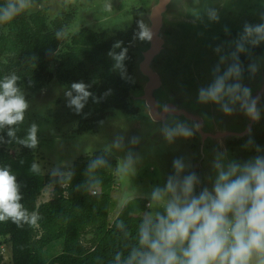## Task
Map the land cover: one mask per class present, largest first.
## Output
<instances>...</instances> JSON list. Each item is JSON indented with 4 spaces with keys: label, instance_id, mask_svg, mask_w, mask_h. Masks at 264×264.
<instances>
[{
    "label": "clouds",
    "instance_id": "clouds-1",
    "mask_svg": "<svg viewBox=\"0 0 264 264\" xmlns=\"http://www.w3.org/2000/svg\"><path fill=\"white\" fill-rule=\"evenodd\" d=\"M226 2L212 0L201 6L193 0V6L199 10L187 13L193 17V22L219 23L221 12L215 5ZM30 6L31 0H6L0 4V24L11 22ZM111 10L109 0L103 11ZM261 20L264 21V15ZM137 29L134 40H154L152 25L139 20ZM224 31L230 32L227 27ZM56 36L60 39L62 33L57 32ZM261 44H264V22L245 23L227 50L223 44L216 45L213 51L218 62L211 69L210 82L198 89L197 102L214 104L226 116L239 111L253 123L264 119L260 97L253 96L252 89L243 82L245 66L240 59L241 54H250L251 48ZM128 51L124 42L117 40L107 55L113 61L112 71L118 72L121 79L131 81L125 63ZM262 66L264 58H257L247 65V72L254 77ZM18 80L16 74L0 77V132L6 130L10 141L35 150L39 145L38 124L32 123L23 137L17 136L30 106ZM63 95L67 107L79 115L90 98L100 103L111 95V89L98 97L91 91L90 84L79 81L65 86ZM158 109H153L148 118L160 124L158 131L167 145H174L177 140H191L201 133L202 122L189 123L181 119L177 110L167 104ZM247 135L243 147L254 155L237 159L220 141L212 150L209 171L204 175L195 171L185 157L173 159L171 174L163 183L151 185L144 194L146 211L141 215L135 234L124 221L116 223V229L130 242L124 244L123 251L114 253L111 264H264V146L256 143L251 127ZM124 139L120 136L113 144L123 150L117 172L121 176H137L143 157L133 149L140 144V137H131L127 144ZM0 142H3L2 136ZM100 168L109 169L111 164L98 157L88 165V179L83 187L89 195L100 194L102 181L96 174ZM29 171L38 174L40 164L33 161ZM70 180L71 174L67 181ZM22 200L16 175L9 166L0 165V222L10 220L18 227L35 226L38 215L30 212Z\"/></svg>",
    "mask_w": 264,
    "mask_h": 264
},
{
    "label": "trees",
    "instance_id": "trees-1",
    "mask_svg": "<svg viewBox=\"0 0 264 264\" xmlns=\"http://www.w3.org/2000/svg\"><path fill=\"white\" fill-rule=\"evenodd\" d=\"M16 22L18 25L20 21ZM20 23L21 27L16 32L17 48H24L29 62H12V65L19 77L20 87L33 91L43 86L45 72L60 39H57L55 33L44 34L40 27H29L23 21ZM79 37V42L87 46H79L77 53L69 56V62H61L57 76L65 82L84 81L90 84L91 91L98 97L111 89V95L100 103L90 98L81 113L80 127L89 129L98 125L101 119L98 111L108 107L127 108L130 90L135 84L114 75L111 64L105 59V53L111 48L105 39H93L88 30L83 31ZM93 41L95 46L90 47ZM127 64L132 68L133 62ZM4 75L0 69V77ZM0 136L3 137V142H0V165L11 168L20 184L22 203L39 217L35 226L18 227L10 220L0 222V236L8 238L12 243L13 264H111L114 253L117 250L123 251L124 244L130 242L125 241L116 229V223L124 221L134 235L141 215L146 211V200L137 198L129 201L116 219H110L118 191L114 173L115 157L99 151L93 157L80 159L71 166V180L67 181L68 175L65 174L44 175L41 171L38 174L30 173L32 162H37L36 149L22 147L18 155H13L6 130L0 132ZM98 157L108 161L111 168L97 170L96 174L102 181L100 194L92 196L84 191L83 185L88 179V165ZM48 183L55 187L54 196L38 204V197ZM87 235H91L90 240L86 241L89 245L84 241ZM57 242L63 243V251L48 259V248ZM2 262L0 252V264Z\"/></svg>",
    "mask_w": 264,
    "mask_h": 264
},
{
    "label": "rangeland",
    "instance_id": "rangeland-1",
    "mask_svg": "<svg viewBox=\"0 0 264 264\" xmlns=\"http://www.w3.org/2000/svg\"><path fill=\"white\" fill-rule=\"evenodd\" d=\"M96 1L98 6L104 5V2L107 0ZM210 2L212 0H195V3L201 6ZM132 4L133 7L137 6L136 3ZM250 4L256 6V14L260 16L264 15V0H227L226 3H217L215 5L221 12V20L219 23L208 24L206 21L203 23L196 21L194 24H183L182 30L179 29L180 33L174 37L176 45L174 53L162 61V80L174 89H183L186 95L191 94L196 96L198 89L206 86L210 82L211 69L218 62V56L213 51L214 47L218 44H223L227 50L231 41H233H227L229 43L228 45L222 42L221 35L225 32L224 28L227 27L229 30L231 27L235 28L237 26V19L233 22V16L237 17L240 9L249 10L248 7ZM198 10V8L193 6L192 1L186 12ZM253 11L254 9H252ZM56 14H58V10L53 16ZM187 15L192 17L188 13ZM174 19L184 20L178 14L175 15ZM242 22L249 23L251 21L242 20ZM70 23H72L70 26L64 25L62 27L63 33L65 34L63 36L64 44L68 42L69 37L74 32V27L77 25L75 17ZM243 26L241 25L239 27L243 28ZM180 52H182L181 55ZM259 58H264V55ZM162 85L164 93L175 98L163 83ZM65 86H70V84L57 80L51 82L47 88L34 93L23 90L30 106L26 112L24 123L19 126L17 136L23 137L26 134L27 128L32 123L39 125V145L36 148V154L37 162L40 164L41 172L44 175L53 173L55 175H69L70 168L74 162L78 159L88 158L89 155L98 150H106L113 154L118 152L117 156L120 159L123 155V150H118L113 146L117 138L123 136L125 138L124 143L127 144L131 137H140V144L133 149L143 157V164L137 176H121L117 172V167L115 169L118 191L110 214V219L113 221L119 216L129 201L135 198H144V194L150 190L151 185L160 184L166 180L167 175L172 172L173 159L181 156L186 158V144H184V140H177L174 145H167L158 131L160 124L145 119L147 118L149 120L148 112H145L146 114L143 115V118L137 120L140 123V127L134 122L135 118L116 110L113 116L110 117L109 114L107 119L101 122L96 132L78 131L77 135H74L71 131H76L75 125L68 124L64 127V123L70 121V115L65 114L70 109L66 107V99L63 95ZM186 104H190L201 110L205 115V124L212 121L214 117L221 119H225L226 117L225 115L223 116L221 114L220 116L214 113H210L212 115L210 117L202 110L201 105L200 107L191 101ZM229 119L232 122L236 119V116H229ZM189 123L191 122L189 121ZM151 127L153 129L149 134H151L153 140L146 141V134ZM10 142L9 148L11 153L18 155L23 146L16 143L15 140H11ZM128 146L131 147V145ZM252 155L254 154L251 153L249 156H232L237 159H247ZM118 158L117 160L119 161ZM207 165L209 166L208 162ZM54 188L53 184L48 183L43 189L42 194L38 197V204L51 200L54 196ZM90 238L91 235H87L84 239L87 245L89 244L86 241L90 240ZM0 249L3 256L2 264H13L12 243L8 238L0 236ZM62 251L63 243L57 242L48 248L47 258L52 259Z\"/></svg>",
    "mask_w": 264,
    "mask_h": 264
},
{
    "label": "flooded vegetation",
    "instance_id": "flooded-vegetation-1",
    "mask_svg": "<svg viewBox=\"0 0 264 264\" xmlns=\"http://www.w3.org/2000/svg\"><path fill=\"white\" fill-rule=\"evenodd\" d=\"M157 1L158 0H110L112 10L110 12H105L103 11L104 5L97 6L96 0H31V6L29 7V9L15 17L11 22L0 24V69L2 72H4V76L15 74V68H13L12 62H29L28 53L24 52V48H17L18 45L16 42V32L17 28L20 29L22 24L20 22L22 21L29 27L31 26L34 28H42V32L44 34H56L57 32L62 33L60 43L52 53L51 59L49 61L50 64L45 72L46 77L44 79L43 86L33 91L22 88L23 90H26L25 92L29 93H34L47 88V86L51 82L57 80L67 84L72 83L65 82L59 79V77L57 76L58 67L61 62H69V56H74L77 53L79 46H87V44L79 42V36L83 31L88 30L89 34L93 36V39H96L97 37L105 39L106 43L110 44L111 47L115 41L121 40L129 49V58L125 61V63L127 66V72L131 77V82L135 84V87L130 90V96L127 100L128 107H108L103 111H98L97 114L101 116V119L99 120L97 126L91 127L89 129H81V114L77 115L72 109H69V111L65 112V114L70 115V121L64 123V127L68 124L75 125L76 131H71L74 135H77L78 131L96 132L101 122L107 119V116L109 114L110 117L113 116L116 110H119L125 114H128L130 117L135 118L134 122L137 123L140 127V123L137 120L139 118H143V115L146 114V106L145 104H139L134 99V97L144 89L143 84L139 83L137 78L138 62H140V51H143V49L150 47L151 42H141L139 40H134L133 37L134 33L138 30L137 22L139 20H142L145 24L149 23L148 14L150 13V9ZM169 1H172V3H174L175 1H182L184 3L178 9H173L171 11L169 10V12H167L163 16L162 25L159 31L160 38L162 39L163 37V45L161 46V50L152 60L153 67L157 71L160 78L161 75H163V72L161 71L162 61L165 60L168 56L172 55L176 49L174 37L178 33H180L179 29L182 30V26L185 23H196L193 22V17H189L186 12L187 8L191 5L193 0ZM5 2L6 0H0V4H3ZM106 2H109V0H107ZM132 3H136L137 6L133 7ZM186 5L188 6L186 7ZM248 8L249 10L240 9L237 17L233 16V22L237 19V26L235 28L231 27L228 34H226L225 32L222 33L221 36L223 43L225 42L228 45L229 43L227 41L234 40L238 36V34L243 29L239 26L245 24L242 22V20H250L251 22L249 23L252 24L264 22L261 20V16L255 13L256 6H254V4H250ZM252 9H254L253 12ZM57 10L58 14L53 16L54 13H57ZM176 14H178V16L183 18L184 20L174 19ZM74 17L77 21V25L74 27V32L72 36L69 37L68 42L64 44L63 36L65 34L63 33L62 27H64V25L70 26L72 24L70 22L73 21ZM16 20L20 21L18 25ZM66 20L69 21L66 22ZM94 42L95 41L91 42L89 46L94 47ZM261 45L255 48H251L250 54H241L240 59L245 66L244 74L246 75H244L243 82L246 86L252 89L253 96L260 97L261 104L262 106H264V66L260 68V71L254 77L247 72V65L264 55V44L263 46ZM18 51L19 53H17ZM107 53H105V59L106 62H109L111 64L112 69L113 61L110 57H108ZM18 54H20L22 59H20L21 57ZM181 54L182 52H180V55ZM127 62H133L132 68H129ZM113 73L116 77H120V74L118 72ZM161 81L175 98L180 99L185 103H189L191 101L196 105H201L197 102L195 95H186L183 89H174L171 85L164 82L162 78ZM201 106L202 110H204L210 117H212V113L220 116L222 114L224 116V114L221 113L217 109V106L214 104ZM233 115L236 116V119L232 122H230L229 116L226 115L225 119L214 117L212 121L208 122L209 124H205L204 122L202 134H198L191 140H184V144H186L187 148L186 159L192 163V165L194 166V170L201 175L208 173L209 166L207 165V162L211 159L212 150L218 146V143L220 141L223 142L224 147H226L229 150V153L232 155L249 156L251 155V153L255 154L254 152L245 150L243 147L244 143L248 139L247 132L249 127H251L252 135L256 143L264 146V119H262L259 123H253L239 111H237ZM145 119L147 121H151L150 119ZM152 129L153 128L151 127L149 129V132L146 134V141L153 140V138H151V134H149L150 132H152ZM99 151L112 154L116 159L117 167L118 152L113 154L106 150H98L89 155V157H86H93Z\"/></svg>",
    "mask_w": 264,
    "mask_h": 264
},
{
    "label": "water",
    "instance_id": "water-1",
    "mask_svg": "<svg viewBox=\"0 0 264 264\" xmlns=\"http://www.w3.org/2000/svg\"><path fill=\"white\" fill-rule=\"evenodd\" d=\"M183 4L182 1L158 0L150 9L148 14V25H152L155 31V38L151 42V46L140 51L141 57L138 62L137 78L139 83L143 84L144 89L137 96L134 97L135 101L139 104H145L146 112L150 115L151 111H158V106L170 105L177 110L181 119L186 121H198L204 125L205 115L199 108H196L190 104H186L179 99H175L168 94L164 93L163 85L160 76L153 67L152 60L156 54L161 50L163 45V37L160 38V27L162 25L163 16L169 12V10L178 9ZM157 114H159L157 112ZM159 124V123H158ZM203 133V127L201 134ZM1 250V249H0ZM1 252V251H0Z\"/></svg>",
    "mask_w": 264,
    "mask_h": 264
}]
</instances>
